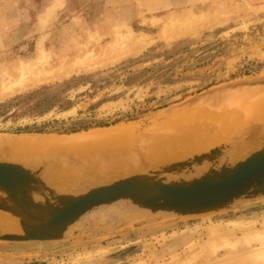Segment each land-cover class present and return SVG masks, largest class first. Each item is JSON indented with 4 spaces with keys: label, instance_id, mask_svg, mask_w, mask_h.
I'll use <instances>...</instances> for the list:
<instances>
[{
    "label": "rangeland",
    "instance_id": "374dc122",
    "mask_svg": "<svg viewBox=\"0 0 264 264\" xmlns=\"http://www.w3.org/2000/svg\"><path fill=\"white\" fill-rule=\"evenodd\" d=\"M188 13L194 18L208 14L200 16L208 24L193 21L197 27L191 33L165 37L171 25L166 21ZM127 27L136 36L146 34L141 37L147 42L123 55L119 49ZM114 38L118 42L112 51ZM40 49L50 54L52 71L85 57L93 67L0 99V134L69 136L119 123L147 125L158 115L206 101L227 104L220 109L225 116L249 88L241 85L264 77V0H0V89L8 83L5 71L31 62ZM49 86L47 93L58 95L62 108L38 114L43 106L30 109L36 97L17 102ZM242 216L264 223V200L206 216L116 223L105 228L112 230L107 234L53 242L0 241V264H264L250 258L247 247L239 254L196 253L209 240L240 234L244 229L233 230L227 223ZM161 233L167 237L155 242L153 237Z\"/></svg>",
    "mask_w": 264,
    "mask_h": 264
},
{
    "label": "bare ground",
    "instance_id": "6f19581e",
    "mask_svg": "<svg viewBox=\"0 0 264 264\" xmlns=\"http://www.w3.org/2000/svg\"><path fill=\"white\" fill-rule=\"evenodd\" d=\"M60 4L61 2H57L56 5ZM189 13L187 16L184 14V17L181 15L182 18L179 16V18L173 17L172 19L169 14L170 21L167 17L168 21L166 22L167 25L171 23L169 25L171 31L167 29L171 35L166 29H163L167 34L164 36H182L191 33L194 29L193 21H198L201 26H204L205 23L208 24L207 18L205 20L200 17L203 13L198 14L200 16L195 18V15L190 14V16ZM207 15L203 14V16ZM166 22H164L165 28H167ZM194 27H197L196 24ZM124 35L126 41L122 38L123 36L120 38L125 41L123 44L128 43V45H121L123 49L119 50H122L121 54L123 55L139 50L147 42L141 37L146 34H139L138 37L129 28ZM114 41L113 44L118 42L116 39ZM115 46L116 44L111 48L107 47L111 50L113 47L116 48ZM108 48L106 50H109ZM116 55L118 56V54ZM49 56L50 54L48 55L43 49H40L36 58L31 62L19 61L18 65L5 71L3 75L8 83L1 84L0 99L38 83L60 79L75 71L93 67V62L90 59H85L87 57L78 60L76 57L74 58L76 61L74 60L73 63L63 62L61 67L52 71ZM109 57L111 60L112 56ZM114 57L117 58L115 55ZM48 65L50 67L48 69L51 71L46 70ZM223 105L225 104L218 105L213 101H206L203 105L194 106L192 109H183L180 112L168 111L167 114L158 115L152 120L150 119L151 121L149 120L150 123L147 125L141 122L119 123L112 127L96 128L69 136H52L40 133L0 134V160L24 163L29 166H35L44 161L51 162L52 166L46 172L48 181L59 190L66 191L70 189L67 182L71 178L78 181L99 179L102 182L117 176L130 175L154 168L164 163L186 159L231 140L235 141L236 154L244 156L253 149V135L260 131L259 136L264 138V85L246 89L241 95L240 102L237 105H230L229 114L225 116H221L220 109L223 108ZM205 168L207 167L204 166ZM201 169L202 167L197 170ZM249 218L242 216L229 220L227 224H230L234 228L233 230H244L240 234L232 232L227 237L209 240L199 245L197 255L208 257L216 252L230 253L231 250L235 254H239L247 247L250 248L247 252L250 258L256 257L258 260L264 261V223ZM0 232L22 234L19 220L0 211ZM173 233L177 232L173 231ZM165 237H167L166 234L161 233L153 237V240L160 242ZM170 248L169 250L172 249ZM172 255H175L174 252ZM247 259L246 261L249 260Z\"/></svg>",
    "mask_w": 264,
    "mask_h": 264
},
{
    "label": "water",
    "instance_id": "95a60500",
    "mask_svg": "<svg viewBox=\"0 0 264 264\" xmlns=\"http://www.w3.org/2000/svg\"><path fill=\"white\" fill-rule=\"evenodd\" d=\"M260 85L264 77L241 86ZM253 136V149L244 156L236 154L231 140L186 159L102 182L71 178L66 191L48 181L51 162L29 166L0 160V211L16 217L22 229V234L0 232V241L53 242L107 234L112 230L105 228L116 223L206 216L264 200V138Z\"/></svg>",
    "mask_w": 264,
    "mask_h": 264
},
{
    "label": "trees",
    "instance_id": "16d2710c",
    "mask_svg": "<svg viewBox=\"0 0 264 264\" xmlns=\"http://www.w3.org/2000/svg\"><path fill=\"white\" fill-rule=\"evenodd\" d=\"M63 85H67V87H68L69 82H66ZM49 88H50V86L49 87H42L38 90H35V91L29 93L28 95L20 96V97H18L17 102H27L28 103L29 99L36 97V100L33 103H31L30 109L35 110V109L43 106L42 110L37 111L38 114H44L47 111H50L52 108H55L57 106L62 108L63 103H61L58 95H56V94L50 95L49 93H47ZM3 106L5 107V105H3Z\"/></svg>",
    "mask_w": 264,
    "mask_h": 264
}]
</instances>
